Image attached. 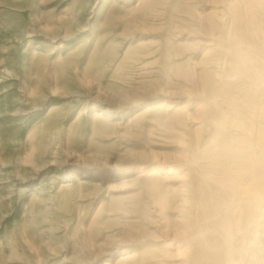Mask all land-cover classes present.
I'll list each match as a JSON object with an SVG mask.
<instances>
[{"label": "rangeland", "instance_id": "374dc122", "mask_svg": "<svg viewBox=\"0 0 264 264\" xmlns=\"http://www.w3.org/2000/svg\"><path fill=\"white\" fill-rule=\"evenodd\" d=\"M238 262L264 264V0H0V264Z\"/></svg>", "mask_w": 264, "mask_h": 264}, {"label": "bare ground", "instance_id": "6f19581e", "mask_svg": "<svg viewBox=\"0 0 264 264\" xmlns=\"http://www.w3.org/2000/svg\"><path fill=\"white\" fill-rule=\"evenodd\" d=\"M261 217V216H260ZM259 217V218H260ZM260 220H262V219H260ZM262 226V225H261ZM233 264H244L243 262H238V263H233Z\"/></svg>", "mask_w": 264, "mask_h": 264}]
</instances>
